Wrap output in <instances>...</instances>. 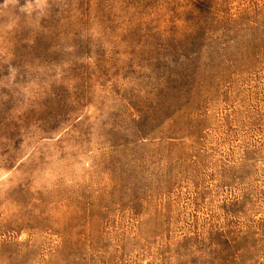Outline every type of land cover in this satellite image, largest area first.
<instances>
[{
	"label": "rangeland",
	"instance_id": "rangeland-1",
	"mask_svg": "<svg viewBox=\"0 0 264 264\" xmlns=\"http://www.w3.org/2000/svg\"><path fill=\"white\" fill-rule=\"evenodd\" d=\"M0 264H264V0H0Z\"/></svg>",
	"mask_w": 264,
	"mask_h": 264
}]
</instances>
